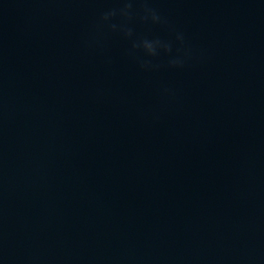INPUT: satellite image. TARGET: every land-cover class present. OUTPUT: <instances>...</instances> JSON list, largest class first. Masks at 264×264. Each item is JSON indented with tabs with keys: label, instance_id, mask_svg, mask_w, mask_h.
I'll list each match as a JSON object with an SVG mask.
<instances>
[{
	"label": "water",
	"instance_id": "obj_1",
	"mask_svg": "<svg viewBox=\"0 0 264 264\" xmlns=\"http://www.w3.org/2000/svg\"><path fill=\"white\" fill-rule=\"evenodd\" d=\"M0 264H264V0H0Z\"/></svg>",
	"mask_w": 264,
	"mask_h": 264
}]
</instances>
